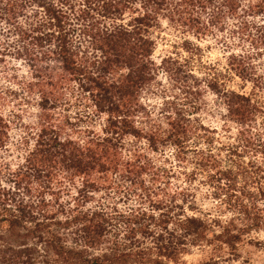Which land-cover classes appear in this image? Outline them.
<instances>
[{"label":"trees","instance_id":"obj_1","mask_svg":"<svg viewBox=\"0 0 264 264\" xmlns=\"http://www.w3.org/2000/svg\"><path fill=\"white\" fill-rule=\"evenodd\" d=\"M163 22L242 44L226 69L250 90L229 88L220 73L198 81L178 58L157 65ZM159 73L190 102L166 100L154 118L142 94ZM1 80L13 88H0V264H178L192 247L234 254L262 244L246 237L264 231V0H0ZM201 83L231 143L215 146V131L194 116L206 104H196ZM6 98L36 113L24 123L4 112ZM73 102L99 130L76 128L63 114ZM12 124L22 131L15 148L25 146L13 161ZM168 148L212 187L223 223L186 214L193 196L154 158ZM113 190L137 205L119 212L95 201Z\"/></svg>","mask_w":264,"mask_h":264},{"label":"rangeland","instance_id":"obj_2","mask_svg":"<svg viewBox=\"0 0 264 264\" xmlns=\"http://www.w3.org/2000/svg\"><path fill=\"white\" fill-rule=\"evenodd\" d=\"M217 34L218 33H216V35ZM227 36L228 34H220L196 39L191 36L182 35L166 22H163L161 28L153 33L156 45L152 60L159 65L163 58H178L180 62L186 64L189 73L198 81L204 82L203 80L209 79L213 74L220 73L222 75L221 78L226 82L229 88L248 92L250 90V85L248 83H241L226 69L228 55L241 51L242 45L237 43V41L230 40ZM183 38L189 41V45L186 46V49L181 48ZM19 68V75L25 74V69L23 67H18V69ZM156 80L157 83L154 89H152L150 93L142 94V102L146 105L147 109L152 112L154 118L160 116V109L163 107L162 105L164 102L166 100L173 101L174 97H178V103H180V105L183 104L181 105L183 108L188 107L185 103L190 102V96L188 98V96L182 95L163 74L159 73ZM2 81L3 80L0 81V88H13V85H11L12 83L7 84L4 81L2 83ZM241 86L244 87L243 90L240 89ZM198 88L202 93L200 94L201 99L196 101V104H202L204 101L206 104H204L205 106L194 116L198 117L210 130L215 131V146L219 145L218 142L225 144L231 143L232 139L228 138L229 134L224 132V112L222 106H220L217 99L205 88L203 83H201ZM261 97L264 100V94H262ZM5 105L6 108L4 107L5 109H3L5 113H7L6 111H11L10 113L12 114L18 113L22 116L24 123H28L31 120L32 113H36V110L30 105H25L15 99L6 98ZM67 109L68 111L63 112V114H67L70 117V121L77 124V129H89V123H91L93 129L99 130V120L94 119L91 121L89 120L90 117L85 116V112H90V109H84L82 106L75 105L74 102ZM228 126L234 127L233 124ZM21 134L22 131L17 124H12L10 135L13 143L10 146V150L13 152L12 157L9 158L12 159V161L15 157L22 156L17 155L18 151L20 153L24 151L25 146H20L17 149L15 148V141ZM171 153V149L168 148L164 151L163 155L158 154L154 156V158L160 161L167 159V167H171V172L174 175L170 180L171 185L181 187L193 196L190 202L184 204L186 214L208 217V219L217 218L223 223L228 215L224 216L222 213L220 214V209L217 208L219 206V204H217L218 200L214 197V190L212 187L205 184L201 175L195 174L190 176L193 168L191 165L186 168L179 167L176 161H174ZM71 192L73 193L72 189ZM100 197H103V199H100ZM132 199L133 197L129 198L124 195V193L120 194L116 192V190L95 196V201L104 202L110 206V209L114 208L119 212H126L127 209L135 207L137 204ZM93 204L90 205L93 206ZM189 204L191 205L190 207L193 208H188ZM189 209H194V211ZM248 238L252 239L254 242L260 241L262 244L260 246L250 245L245 241L237 247L234 254H229L228 251L224 250L215 253L211 247L203 245L192 247L186 255L181 257V261L178 264H199L211 258L215 259L217 264H264V231L252 232L246 237V239Z\"/></svg>","mask_w":264,"mask_h":264}]
</instances>
